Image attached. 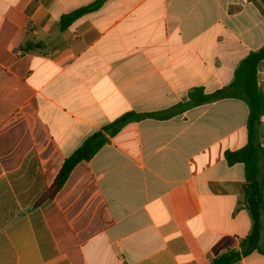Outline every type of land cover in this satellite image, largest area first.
Here are the masks:
<instances>
[{
  "label": "crops",
  "instance_id": "crops-1",
  "mask_svg": "<svg viewBox=\"0 0 264 264\" xmlns=\"http://www.w3.org/2000/svg\"><path fill=\"white\" fill-rule=\"evenodd\" d=\"M96 1L0 0V264H211L239 250L245 168L225 158L248 142L238 99L125 125L41 200L92 134L229 86L264 46L260 0H105L61 30ZM257 79L264 91V61ZM260 135L264 147V120Z\"/></svg>",
  "mask_w": 264,
  "mask_h": 264
},
{
  "label": "trees",
  "instance_id": "trees-1",
  "mask_svg": "<svg viewBox=\"0 0 264 264\" xmlns=\"http://www.w3.org/2000/svg\"><path fill=\"white\" fill-rule=\"evenodd\" d=\"M105 0L78 9L61 18V30L67 29L76 20L86 14L101 8ZM256 1V0H249ZM264 6V0H260ZM33 45H27V49ZM264 61V46L257 51L250 52L235 71L232 83L212 94H207L202 87H196L189 92L188 101L173 108L156 113L138 114L128 112L115 122L104 126L100 131L92 134L86 141L63 163L53 183L41 200H53L67 183L75 168L84 162H89L95 155L115 137L121 129L133 122L144 119L167 120L200 105L224 99H238L249 108L247 121L248 142L236 151H227L225 158L229 166L243 164L245 168V194L243 206L249 211L252 219L250 234L241 242L239 250H229L216 257L211 264H235L254 251L264 255L260 249L262 226L264 223V147L261 144L260 129L264 120V91L258 85L257 72Z\"/></svg>",
  "mask_w": 264,
  "mask_h": 264
}]
</instances>
